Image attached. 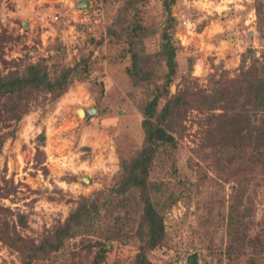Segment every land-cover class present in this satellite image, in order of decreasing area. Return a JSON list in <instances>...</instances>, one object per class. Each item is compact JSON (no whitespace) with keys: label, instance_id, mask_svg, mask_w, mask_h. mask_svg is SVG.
Segmentation results:
<instances>
[{"label":"trees","instance_id":"trees-1","mask_svg":"<svg viewBox=\"0 0 264 264\" xmlns=\"http://www.w3.org/2000/svg\"><path fill=\"white\" fill-rule=\"evenodd\" d=\"M154 1L104 0L118 4L112 21L98 32L90 30L93 24L78 25L87 39L71 60L60 36L45 47L47 55L8 60L5 44L18 40L6 31L0 35V153L37 103L55 104L77 83L90 82L100 60L124 67L130 95L140 93L143 116L142 144H123L122 136L131 139L125 132L117 140L119 171L109 181L104 178L105 188L72 198L69 203L76 206L64 221L32 230L28 214L2 204L18 191L14 182L0 187H12L0 193V243L21 264H264V222L259 230L253 222L255 190L264 185V50L258 58L249 49L233 76L213 65L201 84L195 76L198 57L176 38L180 20L173 9L183 0H160L159 17L150 13ZM249 7L263 29L264 0ZM105 46L108 53L100 59L97 52ZM195 115L200 134L184 164L181 141ZM100 123L120 125L117 119ZM39 141L45 143V134ZM206 181L220 192L205 197ZM225 183L232 184L229 197ZM192 200L195 228L183 239L168 217L181 202L190 206Z\"/></svg>","mask_w":264,"mask_h":264},{"label":"rangeland","instance_id":"rangeland-1","mask_svg":"<svg viewBox=\"0 0 264 264\" xmlns=\"http://www.w3.org/2000/svg\"><path fill=\"white\" fill-rule=\"evenodd\" d=\"M83 1L0 0V35L6 31L18 40L5 44V57L13 60L23 58L26 53L36 58L47 55L45 47L60 36L68 59L74 58L87 39L86 31L78 25L86 27L93 24L92 32L104 31V26L112 21L118 7V4L105 3L104 0H89L88 8H79ZM254 1L183 0L174 7V13L180 20L176 38L192 49L191 55L198 57L195 76L201 84H205L213 72V65H222L232 71L233 76L249 49H254L257 57H261L264 28H259L256 11L249 7ZM149 9L153 16L159 17L161 1L155 0ZM56 17H59L58 21ZM107 53L105 46L102 52H97V57L102 59ZM250 64L251 59L247 57L246 65ZM97 68L90 82L77 83L57 103L51 104L48 100L37 103L33 112L19 123L16 137L8 139L0 153V187L14 182L18 188L16 193L2 199V204L28 214L32 230L41 231L45 224L49 227L58 219L64 221L76 206L69 203L72 198L91 195L107 186L104 178L111 180L120 169L117 140L125 132L131 139L122 136L123 144L127 145L132 140V145L139 147L143 142V116L137 104L140 93L135 91L130 95L132 84L124 73V67L113 68L110 61L104 59L98 62ZM103 85L106 104L101 108L99 100ZM92 107L97 108V114L91 118L79 117V109ZM199 118L198 115L192 116L187 123L189 136L181 141L184 164L188 156H193L191 150L195 147L197 134H200V128L193 120ZM103 119H117L120 125H102L100 121ZM42 134L46 136L45 143L39 141ZM39 148L42 153L38 155ZM37 156H40L42 164L37 163ZM71 176L78 180L72 181ZM211 176L214 175L211 173ZM84 177L90 178L91 182L84 184ZM92 180L96 182L92 183ZM231 186L225 183L226 197L231 193ZM11 190L12 187L6 192L0 190V193L6 194ZM201 190L205 197L220 192L208 181L203 183ZM251 190L254 191L253 187ZM255 191L258 204L253 222L255 230H259L264 222V185ZM51 197L56 200H51ZM194 211L195 201L190 206L183 201L169 214L168 223L183 239H189L191 227L195 228V217L191 216ZM0 264L21 262L0 243Z\"/></svg>","mask_w":264,"mask_h":264},{"label":"water","instance_id":"water-1","mask_svg":"<svg viewBox=\"0 0 264 264\" xmlns=\"http://www.w3.org/2000/svg\"><path fill=\"white\" fill-rule=\"evenodd\" d=\"M90 6V2L89 0H84L81 4L78 5L79 8H88ZM25 25H28V24H25ZM83 112V115L82 113ZM95 114H97V108L96 107H92V108H89V109H79L78 111V115L80 118H82V116L86 117V116H94ZM82 181L83 182H86V183H90L91 180L90 178H87V177H84L82 178Z\"/></svg>","mask_w":264,"mask_h":264},{"label":"built area","instance_id":"built-area-1","mask_svg":"<svg viewBox=\"0 0 264 264\" xmlns=\"http://www.w3.org/2000/svg\"><path fill=\"white\" fill-rule=\"evenodd\" d=\"M59 17H56L55 20L58 21ZM180 264H185L184 262L180 263Z\"/></svg>","mask_w":264,"mask_h":264}]
</instances>
